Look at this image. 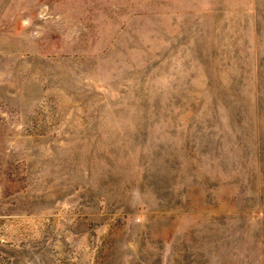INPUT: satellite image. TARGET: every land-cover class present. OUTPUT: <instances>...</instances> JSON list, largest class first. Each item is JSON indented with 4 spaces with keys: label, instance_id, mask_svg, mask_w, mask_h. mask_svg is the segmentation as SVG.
I'll return each instance as SVG.
<instances>
[{
    "label": "rangeland",
    "instance_id": "rangeland-1",
    "mask_svg": "<svg viewBox=\"0 0 264 264\" xmlns=\"http://www.w3.org/2000/svg\"><path fill=\"white\" fill-rule=\"evenodd\" d=\"M0 264H264V0H0Z\"/></svg>",
    "mask_w": 264,
    "mask_h": 264
}]
</instances>
